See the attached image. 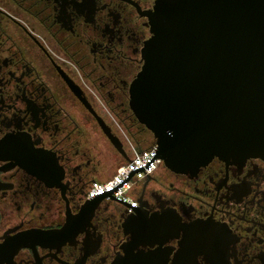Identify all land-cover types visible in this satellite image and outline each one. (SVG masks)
<instances>
[{"label":"flooded vegetation","instance_id":"af4514ba","mask_svg":"<svg viewBox=\"0 0 264 264\" xmlns=\"http://www.w3.org/2000/svg\"><path fill=\"white\" fill-rule=\"evenodd\" d=\"M158 1L0 0V264H264L262 157L87 196L154 143L129 89Z\"/></svg>","mask_w":264,"mask_h":264},{"label":"water","instance_id":"95a60500","mask_svg":"<svg viewBox=\"0 0 264 264\" xmlns=\"http://www.w3.org/2000/svg\"><path fill=\"white\" fill-rule=\"evenodd\" d=\"M150 24L129 104L157 157L179 173L264 158V0H159Z\"/></svg>","mask_w":264,"mask_h":264},{"label":"built area","instance_id":"2783aa9c","mask_svg":"<svg viewBox=\"0 0 264 264\" xmlns=\"http://www.w3.org/2000/svg\"><path fill=\"white\" fill-rule=\"evenodd\" d=\"M130 146L131 159L120 164L110 179L93 181L87 193L88 197L111 192V196L116 200L135 202V198L127 197L126 193L131 190L135 182L151 174L160 159L157 157L155 142L144 149H137L133 145Z\"/></svg>","mask_w":264,"mask_h":264},{"label":"rangeland","instance_id":"374dc122","mask_svg":"<svg viewBox=\"0 0 264 264\" xmlns=\"http://www.w3.org/2000/svg\"><path fill=\"white\" fill-rule=\"evenodd\" d=\"M150 137V136H149ZM99 181H105V180H99ZM126 196L129 198H134L135 196L130 191L126 193Z\"/></svg>","mask_w":264,"mask_h":264},{"label":"snow or ice","instance_id":"6c2138e0","mask_svg":"<svg viewBox=\"0 0 264 264\" xmlns=\"http://www.w3.org/2000/svg\"><path fill=\"white\" fill-rule=\"evenodd\" d=\"M4 139H0V141H3ZM34 149V148H33ZM190 223V222H189ZM0 244H3L2 242H0ZM168 264H169V261H168Z\"/></svg>","mask_w":264,"mask_h":264}]
</instances>
